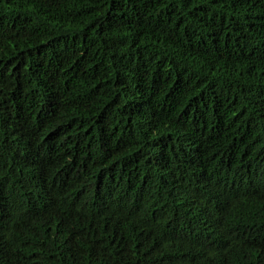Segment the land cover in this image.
Instances as JSON below:
<instances>
[{
    "label": "trees",
    "instance_id": "1",
    "mask_svg": "<svg viewBox=\"0 0 264 264\" xmlns=\"http://www.w3.org/2000/svg\"><path fill=\"white\" fill-rule=\"evenodd\" d=\"M0 264H264V0H0Z\"/></svg>",
    "mask_w": 264,
    "mask_h": 264
}]
</instances>
